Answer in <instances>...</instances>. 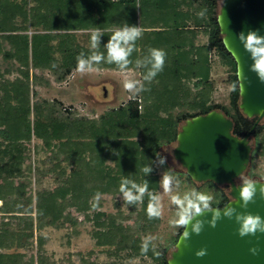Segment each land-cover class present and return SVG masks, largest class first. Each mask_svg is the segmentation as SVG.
<instances>
[{
  "label": "trees",
  "instance_id": "16d2710c",
  "mask_svg": "<svg viewBox=\"0 0 264 264\" xmlns=\"http://www.w3.org/2000/svg\"><path fill=\"white\" fill-rule=\"evenodd\" d=\"M203 9H207L204 17H198ZM217 9V0H0V57L10 62L17 74L8 79L11 71H0V264H55L45 255L46 240L41 232L68 221L76 234L75 213L84 214L98 228L92 238L95 246L107 248L108 255L126 253L167 264L168 259L155 250L146 255L140 251L141 234L158 222V218L147 217V196L139 204L132 226L118 222L123 217L120 212L87 213L99 207L97 193L99 197L122 195L119 186L124 177L139 184L148 180L149 191L157 193V153L163 142H175L179 123L220 110L233 121V135L243 138L250 131L256 119L246 118L238 108L236 66L223 47ZM125 23L139 26L143 33L126 71L137 72L142 80L143 69L135 67L136 59L145 56L149 48L166 53L163 71L145 83L147 91L96 119L64 114L56 103L35 99V88L49 84L37 72H49L55 82H64L76 70L79 53L91 54L93 29L104 33L98 51L106 56L103 45L112 31ZM199 35L205 36L207 43L199 44ZM212 51L231 74V112L211 101ZM93 69L121 71L106 62ZM183 108L187 112L174 116ZM251 137L257 141L252 161L258 148L264 155V124H258ZM31 150L33 154L52 151L50 170L56 173L59 187L39 188L45 175L38 170L34 175L37 189L33 194L28 190ZM63 164L73 169L74 176H67ZM149 165L153 171L145 176L142 169ZM5 183H9L10 194ZM16 188L21 189L15 192ZM228 201L222 193L213 207L222 208ZM11 249L16 251L2 252Z\"/></svg>",
  "mask_w": 264,
  "mask_h": 264
},
{
  "label": "rangeland",
  "instance_id": "374dc122",
  "mask_svg": "<svg viewBox=\"0 0 264 264\" xmlns=\"http://www.w3.org/2000/svg\"><path fill=\"white\" fill-rule=\"evenodd\" d=\"M222 0H217L218 7ZM80 34L81 33H77ZM199 44L207 43V38L203 35L198 37ZM5 50L9 49L6 43H3ZM211 72L210 83L212 85V97L213 104H218L225 108L230 107L229 93L231 86L228 82L230 71L229 68L224 65L215 52L210 53ZM9 69L10 74L6 75L8 79H14L17 74L15 68L10 62L2 60L0 57V71ZM39 76H42L44 80H47L49 84L37 86L35 88L37 100H47L57 104V107L64 114L78 115L79 117H85L89 119H96L107 111L117 109L120 106L127 103L132 97L123 87V83L126 79L140 80V76L135 71H108L93 69L89 72L80 73L77 70L73 71L64 82H55L53 76L49 72H37ZM192 87V83H189ZM230 110V108H229ZM182 112H187V109H177L174 112V116ZM231 112V110H230ZM184 122L179 123L178 131ZM260 125L264 124L262 120ZM261 133V132H260ZM261 134L257 137L258 143L261 141ZM255 138L251 137V143L253 144V151L257 143ZM39 143V142H38ZM40 144V143H39ZM176 146V140L172 143L163 142L159 148V154L166 158V162L160 165L155 160V169L159 182L162 175L165 172H172L178 180L174 182V186L171 192L165 193L159 183L158 194H161L162 215L158 218V222L153 228H149L145 233H142V239L145 236L151 235L157 237L153 242L155 245L154 250L165 256L167 259L170 257L171 252L174 250V245L177 240L179 230L181 228L170 227L168 221L174 216L175 208L171 205V197L174 195L183 196L193 190L202 191L213 196V203H218L221 199L222 193L228 196L229 186L222 185L210 186L206 183H196L192 181L183 171L180 164L173 157V149ZM259 153L255 154L251 164L248 168V175H243L238 179L242 182V178H248L251 180L264 181V155ZM30 181L31 185L28 190L32 194L37 189L34 186L35 171H43L44 178L42 185L39 188H57L59 182L56 179V173L50 170L53 164L52 151H39L38 154L30 152ZM62 168L66 170L67 176H74L72 168L63 164ZM245 176V177H244ZM27 181V180H25ZM17 182V181H16ZM16 182L13 184L17 185ZM28 182V181H27ZM26 182V184H27ZM9 183H5V188L8 194L12 191L7 190ZM21 188H16L15 192H19ZM229 198V196H228ZM230 199V198H229ZM95 203L99 204L96 210H90L87 214L92 215L94 211L104 212L105 214H117L122 213L123 217L119 219L124 225L132 226L136 220V213L138 212L139 204L134 208L126 204L122 195L107 196L102 195L99 200H95ZM73 216L78 222L76 227L77 233L75 234L68 221H60L57 227H47L41 233L45 237L46 243L44 246L45 255L50 258L55 264H83L81 261L86 260L88 264H155L150 258H138L128 257L126 253L120 255H108L107 248H100L95 246V241L92 238V234L98 230L90 220L84 218V214L75 213ZM15 249L4 250V253L15 252Z\"/></svg>",
  "mask_w": 264,
  "mask_h": 264
},
{
  "label": "water",
  "instance_id": "95a60500",
  "mask_svg": "<svg viewBox=\"0 0 264 264\" xmlns=\"http://www.w3.org/2000/svg\"><path fill=\"white\" fill-rule=\"evenodd\" d=\"M216 22L223 47L236 66L238 108L246 118L256 120L250 131L239 138L232 134L233 121L220 110L187 119L177 133L173 157L192 181L229 186L230 199L221 209L229 205L237 211L264 218V197L259 192L263 181L256 180L255 202L249 203L247 209H241L239 203L234 204L235 200L239 201L238 186L241 184L236 181L247 173L251 164V133L264 120V82L249 70L252 61L237 34L258 30L264 35V0H222ZM201 219L210 220L211 213ZM237 228L234 218L223 217L215 227L205 223L199 235L191 233L189 228L190 238L186 244L179 243L183 229L167 264H264V233L240 237ZM252 248L258 249L256 255L250 251ZM201 249L206 250V255L197 257L195 253Z\"/></svg>",
  "mask_w": 264,
  "mask_h": 264
},
{
  "label": "clouds",
  "instance_id": "9594fccd",
  "mask_svg": "<svg viewBox=\"0 0 264 264\" xmlns=\"http://www.w3.org/2000/svg\"><path fill=\"white\" fill-rule=\"evenodd\" d=\"M207 9H203L197 13L198 17L203 18ZM142 29L139 26L128 25L114 29L109 36V39L103 47L106 49L107 55L98 51L101 45V37L104 36L103 31L95 28L90 33V48L91 54L85 55L81 52L76 57V70L80 73H85L93 70L94 65L101 62L115 64L121 71H126L130 64L133 63L129 57L135 50V43L142 37ZM237 38L242 44L244 50L249 54L252 63L249 70L254 72L257 78L264 82V35H260L258 30H249L246 33L240 32ZM166 53L162 49L149 48L147 54L142 58L136 59L135 67L143 69L142 80L126 79L123 83L124 89L135 98L141 92L147 91L145 83H151L154 78L163 71ZM55 67V65H53ZM241 73L239 74V87L241 86ZM237 85H232L235 90ZM160 165L166 162V158L157 153V161ZM145 176H148L153 171L152 165L145 166L142 169ZM178 178L172 172H165L160 180V185L165 193L172 191L174 182ZM257 182L248 178H242L239 188V203L241 209H247L249 203H254V198L257 193ZM119 191L123 196V200L128 205L142 204L145 196L148 197L146 214L148 219L160 218L162 215L161 194L149 191V182L144 180L142 184L135 182L132 179L124 177L121 179ZM259 192L264 197V184H260ZM97 193L95 199H99ZM213 196L198 190H193L189 193L174 195L171 197V205L174 206V216L169 219L168 223L172 228H183L184 231L180 236L181 241L187 242L190 238V231L199 235L203 230L204 224L208 223L211 227H215L218 220L223 217L235 220L238 225L237 232L240 237L255 236L257 233H264V218L259 214L237 211L235 207L226 206L223 209L213 207ZM95 207V205H93ZM207 213H211L210 220L201 219ZM155 236H145L140 245L142 255H146L150 250H154ZM178 243V244H179ZM178 246V245H177ZM178 248V247H177ZM253 255L258 253L257 248L250 249ZM158 255V253H157ZM197 257L206 255V250L201 249L195 253Z\"/></svg>",
  "mask_w": 264,
  "mask_h": 264
},
{
  "label": "flooded vegetation",
  "instance_id": "af4514ba",
  "mask_svg": "<svg viewBox=\"0 0 264 264\" xmlns=\"http://www.w3.org/2000/svg\"><path fill=\"white\" fill-rule=\"evenodd\" d=\"M244 175H245V176L248 175V171H247V173H245ZM245 176H244V177H245ZM263 182H264V181H263ZM236 183H241V182H239V181L237 180Z\"/></svg>",
  "mask_w": 264,
  "mask_h": 264
}]
</instances>
